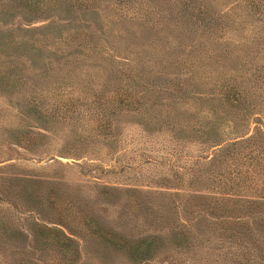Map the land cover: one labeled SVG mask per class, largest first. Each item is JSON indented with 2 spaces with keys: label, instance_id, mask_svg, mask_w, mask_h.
I'll list each match as a JSON object with an SVG mask.
<instances>
[{
  "label": "rangeland",
  "instance_id": "rangeland-1",
  "mask_svg": "<svg viewBox=\"0 0 264 264\" xmlns=\"http://www.w3.org/2000/svg\"><path fill=\"white\" fill-rule=\"evenodd\" d=\"M259 3L0 0V264H264V230L250 236L264 215ZM135 17L158 25L146 36ZM233 21L245 28L225 35ZM231 86L241 101L223 98ZM64 102L77 110L52 111ZM234 136L249 138L217 152ZM96 226L159 247L129 255Z\"/></svg>",
  "mask_w": 264,
  "mask_h": 264
},
{
  "label": "trees",
  "instance_id": "trees-1",
  "mask_svg": "<svg viewBox=\"0 0 264 264\" xmlns=\"http://www.w3.org/2000/svg\"><path fill=\"white\" fill-rule=\"evenodd\" d=\"M245 2H246V4L247 5H251V6H257L259 9H258V11H261L260 10V3H259V0H245ZM197 10L198 11H200V12H204V10H202V9H200V8H198L197 7ZM261 13V12H260ZM260 13L257 15V17H261L260 16ZM135 19L136 20H138L139 21V26H142V29L143 30H145V31H147L146 33H145V35L147 36V35H149V33H148V29H146L147 27L146 26H150V28H154L155 26H157L158 25V23H157V21H154V20H152V21H149V22H143V21H148V20H140L138 17H135ZM239 23H241V22H239ZM239 23H236L235 24V21H233L232 22V24H234L233 26H225V27H229L230 28V31H228V32H224L223 31V33L225 34V35H227L228 33H230L231 31H235V30H237V31H239V30H243L244 28H245V26L244 25H242L241 24V26H239ZM170 25L171 24H169V23H165V26L168 28V27H170ZM138 32V33H137ZM137 33V36H136V40L135 41H133V40H131V42L132 43H134L136 46H138L139 47V45H142V43H143V41H144V39H145V37L144 36H142V33H141V30L139 31V30H135V31H131V32H127V34L129 35V37H131V38H133L134 36H135V34ZM162 36H165V35H162ZM142 37V38H141ZM160 43V46L162 47V48H168V47H170L171 46V44H170V42H159ZM147 45H148V42L146 43ZM145 45V44H144ZM143 45V46H144ZM226 90H228L230 93H229V95H228V97H227V95H226V92L225 91H222L221 92V94L223 95V98L224 99H227V101H229L230 103H233V102H236V100H240L241 101V99H242V96H243V93L241 92V90L239 89V88H236V87H234V86H231L230 88H227ZM123 91H125L124 89L121 91V93L123 92ZM94 92V94L95 93H97V92H99V93H101L102 91L100 90V89H98V90H96V91H93ZM119 92H117V91H113V92H108V91H105V92H103L102 93V97H101V99H103L104 101H109V100H112L113 99V97H114V95H116V94H118ZM126 93V92H125ZM125 93H124V95H125ZM93 94V95H94ZM126 95H128L127 93H126ZM99 97V96H98ZM92 98H93V96H92ZM90 100V99H89ZM88 100V101H89ZM239 101V102H240ZM100 102H102V101H100ZM77 108H78V104L77 103H75V105H74V103H72V105H70V104H68L67 102H64V103H60V104H56L55 106H53L52 107V111L53 110H55V112L58 114V115H61V116H63V117H66V116H70L71 115V112L73 113L74 111H76L77 110ZM104 108H106V106L104 105L101 109H99V110H97L98 111V113H101L103 110H104ZM95 112L96 111H94L93 113H90L89 114V116L91 115L92 116V114H95ZM98 118H102L101 116L100 117H98ZM98 118H93V120H95V119H98ZM109 123H110V121H108V120H105V121H103V120H100L99 122H97L96 124V128L98 129V131H100V133H103V134H105L106 132H108V129H109ZM237 137H239V138H237ZM244 136H234V137H232V138H229L228 139V141L226 142V144L225 145H222L223 143H224V139H222V140H220L221 141V143L219 144V148L217 149L218 151L217 152H219V151H222V150H227V149H231L235 144H237V143H241V142H243V141H245V140H248V138L249 137H244ZM241 138V139H240ZM251 140V139H250ZM253 145H257V146H259L260 144L259 143H257V141L254 139V144ZM261 148H263V147H261ZM264 149V148H263ZM253 157H250V159H252ZM258 160H259V162L261 163V159H260V157L258 156V155H256V156H254V161H255V163L257 164V162H258ZM253 162V161H252ZM238 171H240V170H233V171H231V176H230V178H231V180H230V182L229 183H227V185H231V186H233V181H232V179H234V180H237V181H241V180H244L243 178H245V177H243L244 176V174H243V172H242V179L240 180L238 177H236L235 175H236V173L238 172ZM234 174V175H233ZM247 176H252V173H249ZM248 184H250V187L253 185L252 183H248ZM255 186H258L260 189H264V184H258V183H255ZM231 189H233V187L231 188ZM259 197H263V195H259ZM221 200L223 199V200H235L236 198H230V197H228V198H226V199H224V198H220ZM258 201H260V202H264V200H258ZM225 202H228V201H225ZM230 202H232V201H230ZM256 215H258L259 217L258 218H256ZM219 217H220V219L221 220H224V221H226V222H230L229 221V217H230V215H228V217H226V216H224L223 214H219ZM251 217H252V220L251 221H253L254 223H255V226L251 229V232H250V236H252V238L254 239V240H256V238H257V232L258 231H260V230H264V215H260V214H258V213H255V212H252V215H251ZM35 218V217H34ZM38 219H37V217L35 218V219H33V222H32V224L34 225V226H41V228L42 229H40V230H44V228H46V229H49V230H51L50 232H51V236H53V237H56L55 235L56 234H58V232H60L61 233V235L64 237V238H66V239H69L70 237L67 235V234H65L63 231H61L60 229H56V228H49L48 226H46V225H44L43 223H41V222H39V221H37ZM259 225H261L262 227H258L257 225L258 224ZM231 233H233V228H231ZM235 232H238V233H240L239 231H236V230H234ZM95 232L98 234V236L100 237V238H102L106 243H109V244H111V246L112 247H115V248H117V247H123V248H125V250L127 251V253L129 254V255H133V256H138V257H141V256H143V255H150L151 253H152V251L154 250V249H156V248H158L159 247V243H157V244H153V242L154 243H156V240H155V237H154V235H149V237L148 238H145V237H140V238H137V239H133L132 240V242H128L126 239H125V237H123V236H121V235H118V233H116L114 230H108L107 228H102V227H99V226H96V228H95ZM236 235V234H235ZM236 237H237V239H242V238H244L243 236H238V235H236ZM246 237V236H245ZM240 242H242V244H241V246H245V244H247V242L248 241H241L240 240ZM140 243H142V244H140ZM168 246V245H167ZM249 259H253V258H249ZM254 260H256L255 258L252 260V261H254ZM256 261H258L259 263L260 262H263V260H256ZM238 264H241L240 262H237ZM234 264V263H233ZM236 264V263H235Z\"/></svg>",
  "mask_w": 264,
  "mask_h": 264
}]
</instances>
